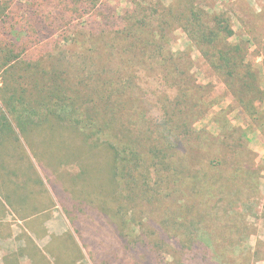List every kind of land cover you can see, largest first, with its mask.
Masks as SVG:
<instances>
[{
  "label": "trees",
  "instance_id": "1",
  "mask_svg": "<svg viewBox=\"0 0 264 264\" xmlns=\"http://www.w3.org/2000/svg\"><path fill=\"white\" fill-rule=\"evenodd\" d=\"M54 1L0 0V73L23 67L43 87L35 103L26 93L11 94L16 88L5 81L0 95L23 132L51 125V138L66 153L59 165L79 164L75 203L59 198L64 212L80 234L78 210L94 197L90 208L116 239L101 261L84 243L92 263L264 264V241L249 242L252 227L242 204L247 171L236 169L214 139L204 141L191 130L212 105L204 103L209 85L194 78L190 56L170 49V12L140 14L130 0L134 6L123 14L102 15L97 27L76 28L70 37L65 34L84 4L62 0L75 8L69 15ZM191 14L184 31L235 103L257 120L260 93L249 100L247 73L238 71L245 46L229 42L228 26L210 27ZM0 134L16 136L4 113ZM7 142L3 138L0 148ZM223 217L228 222L218 224Z\"/></svg>",
  "mask_w": 264,
  "mask_h": 264
},
{
  "label": "rangeland",
  "instance_id": "2",
  "mask_svg": "<svg viewBox=\"0 0 264 264\" xmlns=\"http://www.w3.org/2000/svg\"><path fill=\"white\" fill-rule=\"evenodd\" d=\"M136 1L140 14L154 12L157 16L170 12V17L166 19L175 28L169 40L170 49L175 54L190 56L186 64L189 66L192 62L194 78L199 84L210 86L203 93L206 96L204 103L212 104L209 112L195 121L191 130L195 135H202L204 141L214 139L219 149L229 154V162H234L236 169L247 171L242 182L249 186V194L242 204H246L247 221L252 227L249 242L254 246L258 241H264V0ZM54 2L59 6L58 10L69 15L75 10L74 6L66 8L65 1ZM82 2L84 5L71 21L72 28H69L66 36H74L78 30L76 28L91 31L98 26L97 22H101L100 16L114 12L123 14L124 10L134 6L130 0ZM84 6H87L85 12ZM191 13L207 26H228L233 32L229 42L236 47L240 44L245 46L244 62L240 57L237 60L238 71L242 76L247 73L244 77L249 86V100L254 99L257 92L260 93L261 115H255L257 120L235 103L232 95L227 93L224 81L205 62L189 34L184 31L185 21L192 17ZM215 17L218 18L217 22H213ZM41 55L40 52L35 54L36 57ZM29 77L23 67H19L8 73H0V86L5 81L16 88V92L11 94L16 93L19 97L26 93L34 102L43 94V87ZM240 84L238 81L237 88ZM157 94L161 97L163 92ZM3 99L0 95V116L2 113L8 116L16 136L0 134V143L3 138L8 140L0 148V162H3V165L0 164V264H93L89 251L101 261L116 239L110 225L103 222L104 218H100V221L97 212L90 208L95 198L87 199L85 211L78 210L77 227L80 234L72 228L59 201L61 196L63 200L74 202V188H78L73 178L80 174L79 164L71 162L59 165V161L63 160L61 155L66 153L57 148L59 140L55 139L54 142L51 138V125L45 124L43 128L30 125L23 132L15 119L17 114L10 112V106ZM18 110L21 111L20 106ZM29 119L32 120L29 122H41L34 117ZM222 125L227 128L223 129ZM67 140L69 144L72 143L70 139ZM238 152L239 158L236 157ZM241 199L237 198V201L241 203ZM96 203L101 204L99 199ZM227 222L226 217L218 220L220 225Z\"/></svg>",
  "mask_w": 264,
  "mask_h": 264
}]
</instances>
